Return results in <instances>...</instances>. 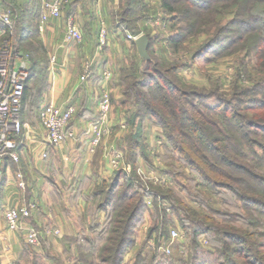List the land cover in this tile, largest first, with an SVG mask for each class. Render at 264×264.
I'll return each instance as SVG.
<instances>
[{
    "label": "trees",
    "instance_id": "1",
    "mask_svg": "<svg viewBox=\"0 0 264 264\" xmlns=\"http://www.w3.org/2000/svg\"><path fill=\"white\" fill-rule=\"evenodd\" d=\"M96 1L70 0L68 12L77 6L88 12ZM149 2L105 0L111 28L138 36L140 22L150 18ZM158 2L168 15L164 20L169 35L145 32L146 61L138 59L131 41L139 62L123 59L111 80V88L117 91L116 106L129 113L132 131L123 150L131 175L113 170L108 180L93 183L87 193L81 191L89 183L81 181L71 200L74 205L78 197L85 202L77 216L64 207L65 188L57 181L58 171L42 181V191L44 186H52V200L74 217L72 230L63 236V252L71 254L72 264H122L133 246L136 228L148 213V234L157 232L166 242L170 240L166 227L173 218L177 220L186 235L184 255L174 260L170 254L150 257L140 250L129 264H264V0ZM6 4L16 9L17 20L13 35L0 22V52L16 43L17 52L26 61L19 113L24 125L26 114L39 118L41 109L33 102L39 91L34 86L30 91L28 83L38 78L43 87L47 68L46 50L36 38L34 26L41 6L38 0L31 1L30 9L15 0H4L3 8ZM199 37L203 42L187 62L172 59V53L185 48L184 43ZM215 56H236V70L227 91L222 92L216 84L208 89L196 87L181 75L185 67H203ZM27 105L30 108H25ZM75 113L76 107L69 128ZM148 120L159 127L164 156L171 161L168 165L173 172L163 174L176 178L168 188L150 184L151 192L134 181L139 160L148 164L152 160L143 140ZM22 137L23 130L13 136L18 155ZM1 181L0 177V185ZM37 201H32L35 209L40 206ZM101 213L103 221L97 218ZM32 219L33 212L25 227L38 228ZM20 233L23 241L12 264H40L36 249L26 243L23 231ZM43 258L57 261L49 255Z\"/></svg>",
    "mask_w": 264,
    "mask_h": 264
},
{
    "label": "crops",
    "instance_id": "2",
    "mask_svg": "<svg viewBox=\"0 0 264 264\" xmlns=\"http://www.w3.org/2000/svg\"><path fill=\"white\" fill-rule=\"evenodd\" d=\"M15 1L18 5H25L29 9L33 6L31 4L32 0ZM43 1L38 0L39 6ZM103 1L97 3L100 12L92 10L93 13L89 14L84 7L77 6L69 13L67 5L62 10L61 17L50 19L42 30H39V18L34 23L37 33L36 38L46 50L47 68L43 87L40 79L36 78L29 81L28 89L30 88L31 91V86H34L35 91H39L38 98L33 102L40 108L45 104L56 105L61 109L72 105L76 107V113L71 123V129L74 131L75 137L53 147L48 143L45 129L42 127L39 118L37 116L33 117L31 113L26 114V117H24L25 124L18 161L11 162L9 159L0 162V177L2 178L0 185V264H12L23 241L20 233L22 231H10L7 228L2 215L4 209L19 206L29 201L36 202V199H38V201L40 200V203L38 202L40 206L38 209H33L32 220L38 226L41 221V225H45V221L48 220L46 218H49V212L51 211L46 200L50 198L49 196H52L53 188L50 185L49 187L44 186L42 191L41 184L46 175L57 171L59 167L64 166L67 160L73 162V170L70 173L66 175L63 172V176L59 173L60 171L57 173V181H61L65 188L63 194L64 207L71 213L68 207H84L85 205L82 197H78L75 205L71 201L80 182L87 181L90 185L91 182L101 176V179L106 180L105 177H108L111 173L106 165L99 171L96 169H94L96 171H91L90 168L91 162H94L93 154L97 145L92 146L91 144L93 134L89 132V124L95 118L97 111L100 73L103 69L109 68L105 66V64H109L106 60V48L108 47L111 52L117 50L119 53L120 51L118 43L112 41L111 44L110 33H108L105 46L99 47L98 45L99 32L96 23L100 18L99 15H105L104 5L102 6ZM101 11L103 12L101 13ZM70 18L74 19L76 26L83 34V40L80 43L66 40L65 27ZM111 31L112 29L108 30V32ZM113 31L121 32L115 29ZM131 41L135 40L132 39ZM89 55H92L93 59H90ZM52 58H54L53 61ZM14 59L17 62L25 61L21 52H18ZM86 61L90 62L92 73L87 78L82 79L83 64ZM111 84V81H109L108 89ZM109 91H111V88ZM25 108H30V105L25 106ZM26 111L28 110L25 109V113ZM81 132H84L83 135ZM87 190H89V187L81 192L87 193Z\"/></svg>",
    "mask_w": 264,
    "mask_h": 264
},
{
    "label": "rangeland",
    "instance_id": "3",
    "mask_svg": "<svg viewBox=\"0 0 264 264\" xmlns=\"http://www.w3.org/2000/svg\"><path fill=\"white\" fill-rule=\"evenodd\" d=\"M101 1V0H99ZM99 1H96L94 5L91 6L92 9H89L87 13L93 11L100 12L99 10V4H97ZM105 0L102 3V6L104 5ZM116 2V1H115ZM151 2V4H150ZM149 6H148V12L150 18L146 21L140 22V34H145V32L150 33L151 35L158 34L159 32L163 33V36H168L169 32L166 29L168 23L165 21L168 17L167 13L163 11V9L160 8V2L158 0H150ZM116 5V4H115ZM104 8V6H103ZM93 10V11H92ZM102 10V9H101ZM103 11H101L102 13ZM103 15V14H102ZM106 15V16H105ZM105 15L100 16L98 22L96 23V28H98V32L100 29V26L102 25L101 22H103L106 25V30L108 32L109 29L114 30L111 28L110 24V18L107 15V12L105 11ZM106 18V19H105ZM165 19V20H164ZM81 21V20H79ZM96 21V20H95ZM78 22V21H77ZM106 22V23H105ZM95 23V22H94ZM94 29V28H93ZM108 32L111 35V44L112 41H115L118 43V46H120V51L118 53L117 50L114 52H111L108 47L106 48L107 51L105 52L106 60L109 62L108 65L105 64V66L109 67L111 69V72L114 75L118 73L119 71V64H121V61L123 59H131L136 58V49L132 46L131 40L129 37H135L130 34V31L127 30H120V33H117L115 31ZM115 32V34H114ZM138 34V35H140ZM99 37V35H98ZM127 37V38H126ZM138 37V36H136ZM135 40V39H134ZM203 42V38L199 37L198 40H192L184 43V49L180 51L178 54L172 53V59L177 58L180 59L183 62H187L189 59V56L191 52L195 51L199 45ZM155 47H158V43L155 45ZM111 48V47H110ZM161 51V50H160ZM91 52V51H90ZM91 54V53H90ZM138 55V54H137ZM92 58V55H89ZM236 56H215L214 59H212L210 62H208L205 66L199 67L198 65H190V67H185L181 71V75L190 83H193L196 87L208 89L209 87H212V85L220 86L222 92L227 91L228 86L230 85V82L232 81L233 75L236 70V64L234 62V58ZM138 59L141 60V57L138 56ZM139 60H137L139 62ZM113 78V77H112ZM112 80V79H111ZM110 80V81H111ZM218 82V83H217ZM112 85V84H111ZM111 88V86H110ZM109 88V89H110ZM115 88L112 87L110 92V100H111V108L109 113V119H110V128L107 133V136L104 137L96 146L94 149V162H91L90 168L91 171H99L100 169H103V167L106 165L108 167V159L109 156L112 153V150H115L117 152H121L123 155V160L120 164V168L122 170H126L131 175L130 169L126 167L125 165V150H123V147L126 145V141L128 136L131 134L132 131L130 123H128L129 119V113L128 111L124 109L118 108L116 106L117 102V91L114 90ZM82 135L84 132H81ZM143 140L147 145V150H149V155L152 157L151 163H146L143 159L139 160L138 165H136L135 170V177L134 181L138 182L143 185L144 189L146 191L151 192L150 184L154 186H162L164 188H168L169 185H172V179L176 180L174 176L171 177L166 176L163 174V172H173V169L168 165L171 161L168 158H165V149L162 147V139L160 138L162 133L159 130V127L155 126L151 121H146L143 128ZM73 162L67 160V162L64 164V166L59 167L57 171H60L59 173L61 176H63V172L67 175V173H70L72 169ZM96 169V170H94ZM128 170V171H127ZM110 175L108 177H105L106 180L110 178L112 175L113 170H110ZM164 172V173H165ZM185 173H188L185 171ZM96 178L93 182L90 183V185L99 184L103 179ZM159 181V182H155ZM90 185L89 188H90ZM92 187V186H91ZM88 189V187H87ZM46 200V203L48 207L51 209L49 212V218L47 221H45V225L48 223V226H45L44 224L38 226V238H39V245L38 247H35V253H38L40 256V264H72V258L70 257L71 254H66L63 252V249H65L64 245V239L63 236L70 233L72 230V223L73 218L70 217V214H66L63 210V207H60L61 203H58L57 200H52V196H49ZM37 200V199H36ZM40 203V200L37 201V203ZM148 202H150L148 200ZM57 207V208H56ZM71 211V215L77 216L76 214H81L84 207L81 206H75V207H68ZM98 220L103 221V213L99 214L97 216ZM95 218V219H97ZM143 222L136 228L135 233L133 234V241H132V248H130L127 251V254L125 256L124 261L122 264H129L133 261L135 254L142 250V252L146 255H149L150 257H159L161 255H171L174 260H178L181 256L184 255V248L186 244V235L183 233V231L180 229L179 224L177 223V220L173 218L174 222H171L166 227V232L170 234L171 230H176L178 232V237L174 240H169L166 242V240L162 237H159L157 232H153L150 235L148 234L149 228L151 226V220L148 217V213L144 214L143 216ZM45 220V219H44ZM56 231V233H55ZM171 235V234H170ZM166 242L164 244V242ZM201 241L203 244L206 242L203 238H201ZM47 244V245H46ZM50 244V245H49ZM169 245L170 253H165L162 251L163 246ZM49 245V246H48ZM37 254V255H38ZM49 255L53 259H57V261L53 260L50 261L48 259L44 260V256ZM38 258V257H37Z\"/></svg>",
    "mask_w": 264,
    "mask_h": 264
},
{
    "label": "built area",
    "instance_id": "4",
    "mask_svg": "<svg viewBox=\"0 0 264 264\" xmlns=\"http://www.w3.org/2000/svg\"><path fill=\"white\" fill-rule=\"evenodd\" d=\"M69 1L44 0L41 4V12L39 15V30H42L43 26L50 19H59L62 10L67 6ZM3 2L4 0H0V22L5 25L9 35H13L17 12L11 4H6L3 8ZM101 24L98 45L99 47H104L107 42L108 32L105 24L103 22ZM65 37L69 42L74 41L80 43L83 40V34L76 26L73 18H70L66 23ZM129 38L134 40L137 37L130 36ZM17 54L16 43L11 48H5L0 52V160L7 157L13 162L18 161L17 144L13 136L18 135L24 128V125L20 122L19 113L27 77L26 62H17L14 59V56ZM83 66L82 79L87 78L92 73L89 61H86ZM112 76L113 74L109 68L103 69L100 73L97 111L94 116L95 118L89 124V132L93 134L92 146L97 145L106 137L110 128L109 113L111 100L108 82L112 79ZM74 109L75 107L73 105L65 109H61L52 104H45L41 107L39 111L40 122L45 129L48 143L51 146L56 147L75 137L74 131L68 127ZM122 160L123 155L121 152L112 150L108 159V168L110 170L120 168L119 166ZM34 208L35 204L28 202L19 206L6 208L3 210L2 215L7 228L10 231H23L26 243L35 248L39 245L38 229L34 226H24L25 220L31 216ZM170 234L171 240L176 239L179 235L176 230H171ZM162 251L170 253L169 245L163 246Z\"/></svg>",
    "mask_w": 264,
    "mask_h": 264
},
{
    "label": "water",
    "instance_id": "5",
    "mask_svg": "<svg viewBox=\"0 0 264 264\" xmlns=\"http://www.w3.org/2000/svg\"><path fill=\"white\" fill-rule=\"evenodd\" d=\"M135 48H137V54L142 60L146 61L149 58L147 52L148 38L146 34H140L134 41Z\"/></svg>",
    "mask_w": 264,
    "mask_h": 264
}]
</instances>
